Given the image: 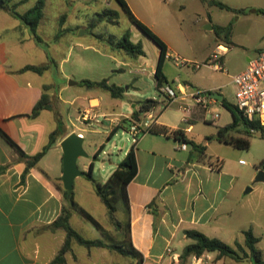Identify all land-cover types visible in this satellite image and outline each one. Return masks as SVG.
<instances>
[{
    "label": "crops",
    "instance_id": "0c3cea01",
    "mask_svg": "<svg viewBox=\"0 0 264 264\" xmlns=\"http://www.w3.org/2000/svg\"><path fill=\"white\" fill-rule=\"evenodd\" d=\"M11 1L18 4L24 0ZM43 14L41 8L36 29ZM22 24L5 7L0 6V128L27 154L39 151L47 142L49 133L53 130L55 133L51 144L35 162L28 165L25 163L26 158L19 155L0 135V264H49L64 239V229L52 224V221L63 212V207L66 208L68 223L82 237L104 238L99 231L96 236L81 234L78 226L73 224L78 223L79 219L77 220L76 210L64 197L60 181L62 152L59 141L70 131L80 133L83 140V127L70 122L69 108L72 98H68L69 91H66L67 96L60 95L66 90L65 84L57 85L56 90L53 88L50 64L56 65V57L50 50L49 53L45 52L30 32H24ZM57 31L53 38H57ZM164 43L165 57L169 55L172 57L168 49L174 48L165 41ZM212 43L206 46L203 59L207 58L215 44H220L226 48L220 57L223 63L222 56L227 50V45L220 40ZM262 48L264 46L255 54ZM39 50L42 52L41 56H38ZM249 57H246V60ZM64 58L61 56L57 60L58 72L62 76L69 75L68 72L61 70L60 62ZM173 62L179 65L174 60ZM27 63L45 64L46 67L41 72L29 68L21 69V66ZM81 78L88 77L78 79ZM75 83L76 81L67 84L70 87ZM220 86L219 83L206 84L187 79L183 82L174 81L176 96L172 101L176 103L177 108L178 105L186 103L188 111H180L182 113L178 122L161 120L160 113L156 116L157 123L170 127L180 126L196 143L203 144V157L196 156L198 150L192 148L190 144L186 143L185 148H181L180 140L160 133H153L155 136L144 138L146 133H152L146 131L134 144L136 171L125 188L128 200L129 238L131 244L142 255L140 264H190L195 261L193 255L185 258L179 256L184 244L189 241L183 229L192 227L207 235L216 236L218 230L226 228L219 223L223 219L218 218V214L229 213L226 201L227 196L236 192L235 178L222 165L208 163L205 149L217 136L215 135L217 127L229 122L232 115L211 95L209 96L212 102L207 108L191 103L190 98L191 92L195 90L206 92L205 89L217 91L224 97ZM43 92L48 95V106L40 108L35 115H28ZM82 99L81 104H75L74 118L78 122L90 124L98 115L113 112L111 109H114L115 103L103 104L100 93L95 90L84 93ZM170 100L165 98L164 106ZM128 102V110L114 111L117 116L110 118L112 126L119 119V122L124 121L123 124L132 119L130 112L135 102L131 98H128ZM220 106L224 118L221 121L216 119L214 123L209 122L211 118L204 116L205 111H211V114L215 111L218 118ZM84 109L91 115L90 118L81 120L79 115ZM200 119L209 129L206 128L208 132L198 135L193 128L196 124L194 122ZM88 163L89 161L87 166ZM81 167L83 169V166ZM258 168L264 169L261 166ZM254 187L255 185H251L249 190ZM257 188L258 192L262 189ZM74 189H85L95 193L93 186H86L80 182L75 184L73 179L72 196ZM73 199L75 200L74 197ZM78 204L82 206L79 202ZM101 224L110 234L115 233L116 230L108 217L105 224ZM204 253L209 256L208 264H216L219 260L220 264H225L223 257L212 259L214 251ZM119 255L122 256L108 246H85L72 237L69 239L68 249L62 254V261L53 264H134L132 257L127 256L128 258L121 261Z\"/></svg>",
    "mask_w": 264,
    "mask_h": 264
},
{
    "label": "rangeland",
    "instance_id": "374dc122",
    "mask_svg": "<svg viewBox=\"0 0 264 264\" xmlns=\"http://www.w3.org/2000/svg\"><path fill=\"white\" fill-rule=\"evenodd\" d=\"M35 0H24L16 5V9L23 11ZM132 13L147 25L159 38L174 49H168L172 56L178 54L191 61L200 63L198 67L192 62L176 65L171 55L165 57L162 71L170 84L174 81L183 82L184 79L206 83L221 84L223 96L234 102V84L230 81V74L240 70L246 63V57L253 56L264 46V0H125ZM220 3L224 4L222 6ZM43 17L36 29L41 37L40 46L45 52L56 57V65L50 64V75L53 78L54 90L57 85L65 84L66 90L61 96L72 98L70 104V122L83 127L82 147L87 156H78L77 165L87 169V162L93 164L91 174L94 179L104 180L115 164L120 160L131 142L129 134L121 126L108 135L112 121L117 116L114 111L128 110V98L132 101L138 98L152 97L157 100L154 112L160 113V119L178 122L182 112L171 99L164 106L166 95L154 86L153 68L157 57V46L140 28L131 22L116 0H43ZM104 8L114 11V14H102ZM257 8L261 10H256ZM61 19V20H60ZM19 20V19H18ZM20 21V20H19ZM21 22V21H20ZM23 23V22H21ZM24 32H30L27 24H22ZM59 28V31L58 28ZM57 38H53L54 33ZM126 33L133 42H139L142 54L128 56L122 49L116 48L110 42L113 38ZM220 40L227 45L223 54V65L226 71L216 70L204 63L203 54L207 45ZM230 40V41H229ZM42 52L38 53L41 56ZM61 70L69 75L59 74L57 60ZM40 58V57H39ZM88 77L100 79L105 77L107 82H114L123 86L125 96L118 98L98 87L82 85L78 78ZM68 78L76 83L68 87ZM97 91L101 95L103 104H114L113 112L98 115L94 122L88 124L78 122L75 104L83 102L82 96L86 92ZM160 90V89H159ZM56 95V93H55ZM73 96V97H72ZM56 99V98H54ZM189 105L190 103L187 102ZM191 103H194L191 99ZM196 104V103H195ZM218 104V103H217ZM110 106V105H108ZM219 107V106H218ZM180 109V110H179ZM220 115L213 117L211 111H205L204 116L211 118L214 123L224 118L223 110ZM93 120V119H92ZM193 128L198 135L204 134L209 127L203 120L196 122ZM155 136L146 133L144 138ZM97 159H93L97 147ZM206 157L212 160L218 158L225 170L234 175L236 192L227 196L226 203L229 213L219 212V222L226 226L216 232V236L227 243L242 241V229L250 227L258 236L256 245L264 256V180L253 181L257 167H264V137L251 135L249 145L237 148L230 144H223L215 139L207 145ZM92 186V181L83 174L74 178V183ZM255 185L251 190L244 191L246 186ZM262 188L258 192V188ZM73 197L98 221L105 224L108 217L106 208L96 193L87 190H73ZM76 210V209H75ZM77 220L73 223L81 234L87 236L98 235V230L76 210ZM121 215V214H120ZM190 240V239H188ZM122 259L127 256H118ZM225 264H251L249 260H235L222 256ZM214 260V256L212 257ZM219 260L216 264H220Z\"/></svg>",
    "mask_w": 264,
    "mask_h": 264
},
{
    "label": "trees",
    "instance_id": "16d2710c",
    "mask_svg": "<svg viewBox=\"0 0 264 264\" xmlns=\"http://www.w3.org/2000/svg\"><path fill=\"white\" fill-rule=\"evenodd\" d=\"M116 1L120 4L131 22L138 28H140L145 34H147V36H149L157 46V57L152 72L154 78V86L158 89L163 82L170 83V81L167 80L162 71V65L166 53V45L164 41L132 13L125 0ZM42 4L43 0H35L34 3L24 11H18L16 9V1L2 0V6L5 7L10 14L17 17L24 24L28 25L30 33L36 41L41 40V37L36 32V25L39 17L41 16ZM220 4L222 6H225L222 3ZM256 10L261 9L257 8ZM101 13L103 15L106 14L107 16H109V14H114V11L109 8H104ZM110 43L116 48L122 49L123 52L129 56H136L143 53V49L141 48L140 43L131 41L126 33L113 38ZM45 67V64L27 63L21 66V69L29 68L37 72H41ZM79 81L81 84L87 87L98 86L106 90L109 95L113 97L121 98L124 96L123 86L114 82H107L105 77H102L100 79L81 78L79 79ZM158 91L160 92L159 89ZM205 91L208 94L209 92H211V90L209 89H205ZM219 101L226 109L230 111L232 119L229 122L217 127V136L215 137V139L237 148H245L249 145V137L251 135L264 137V123H260L256 116L247 118L241 113L234 102L228 101L224 97H221ZM134 102L135 106L131 109L130 118L137 119L142 111L152 105H155L157 100L152 97H144L136 99L134 100ZM47 106L48 95L47 93L43 92L33 104L28 115H35L40 108ZM117 127H119V125L117 124L111 126L110 130L108 131V135H111ZM148 131L152 133H160L165 136H170L188 143L192 148L198 150L196 156H204V145H199L198 143H196L191 137L186 134L185 130L180 126L170 127L166 124L155 122L149 127ZM54 133V130L49 133L47 142L39 151L33 154H27L0 128L1 137L8 144H10L19 155L26 158V165L35 162L40 154H42V152L51 144L54 138ZM206 137L209 138L210 136ZM134 146V144H130L129 148H127L120 160L115 164V166L112 168V170L104 180L100 181L93 178L91 174L93 164L91 161H89L87 169H83L82 173L85 177L92 181L93 190L104 204L108 218L114 226V229L116 230L115 233L110 234L91 213H89L73 199L72 191L70 193H67V191L63 188L64 197L69 200L71 207L76 209L92 224L93 227L101 232L104 239L82 237L68 223L66 208L63 207V212L52 221V224L59 225L64 229V239L57 253L50 260L49 264L62 261V254L65 250L68 249L69 239L72 237L78 243H81L85 246H108L109 248L117 251L119 254L132 257L134 260V264L141 263L142 255L131 244L129 238L128 200L125 188L127 182L132 178L136 171ZM100 149L101 145L97 147L94 154L96 155ZM206 159L208 163H214L215 165L220 166L221 161L218 158H215L214 162L208 156L206 157ZM183 233L185 237L189 238L190 240L184 244L182 251L179 254L180 257L185 258L189 255L200 256L206 251H214L215 258L228 256L235 260H249L251 264H264V256L262 255L260 248L256 245L258 236L252 232V229L250 227L242 229V241L235 239L232 244L223 241L217 236L207 235L199 229L192 227L184 228Z\"/></svg>",
    "mask_w": 264,
    "mask_h": 264
},
{
    "label": "built area",
    "instance_id": "2783aa9c",
    "mask_svg": "<svg viewBox=\"0 0 264 264\" xmlns=\"http://www.w3.org/2000/svg\"><path fill=\"white\" fill-rule=\"evenodd\" d=\"M225 46L215 44L212 50L209 52L204 63L209 65L213 69L226 71V67L220 60L222 53L225 50ZM173 60L177 64H185L192 62L193 66H198L199 63L191 61L187 58H182L175 54L172 56ZM231 82L234 84L233 97L234 103L243 115L247 118L256 116L260 123H264V48L259 50L254 56L247 58L245 65L239 71L231 74ZM160 91L166 95L168 99H173L176 96L175 88L167 82H163L159 86ZM190 98L194 103L201 105L204 108L209 107L212 102V98L204 91L195 90L190 93ZM184 112L188 111V105L182 103L179 105ZM90 112L84 109L79 115L81 120L90 118ZM217 113L213 111L212 116L215 117ZM102 116H104L102 114ZM157 114L154 112V105L148 107L137 119H130L125 124L124 121L117 120L114 125H119L129 134V140L131 144H135L137 139L146 131L149 127L156 122ZM123 122V123H122ZM80 134V133H79ZM186 143L179 141V147L185 148ZM169 248L167 247V250ZM195 261L190 264H208L209 256L207 253L200 256H194ZM199 261V262H196Z\"/></svg>",
    "mask_w": 264,
    "mask_h": 264
},
{
    "label": "water",
    "instance_id": "95a60500",
    "mask_svg": "<svg viewBox=\"0 0 264 264\" xmlns=\"http://www.w3.org/2000/svg\"><path fill=\"white\" fill-rule=\"evenodd\" d=\"M0 6H2V0H0ZM147 35V34H146ZM74 80H68V83H73ZM209 95L220 100L221 94L217 91L209 92ZM217 135V133L215 134ZM59 145L61 148V164L62 169L60 173V181L62 187L70 193L72 190V182L75 176L83 173V169H81L76 162V158L78 156H87V152L82 147V136L75 132L70 131L65 134L59 141ZM93 159H97L96 155L92 156ZM256 180H264V169L258 168L253 177V181ZM250 186H246L244 191H248Z\"/></svg>",
    "mask_w": 264,
    "mask_h": 264
}]
</instances>
